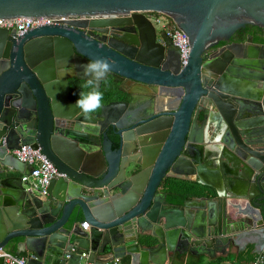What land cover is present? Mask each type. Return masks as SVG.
Returning <instances> with one entry per match:
<instances>
[{"label": "water", "instance_id": "1", "mask_svg": "<svg viewBox=\"0 0 264 264\" xmlns=\"http://www.w3.org/2000/svg\"><path fill=\"white\" fill-rule=\"evenodd\" d=\"M147 11L186 33L185 65ZM41 16L69 18L0 28V247L28 264H166L232 246L264 259V43L236 40L248 25L264 39V0H0V18ZM97 58L112 62L98 88L110 75L126 97L90 119L71 80ZM26 144L62 173L45 197L12 174L32 169L11 153Z\"/></svg>", "mask_w": 264, "mask_h": 264}, {"label": "built area", "instance_id": "2", "mask_svg": "<svg viewBox=\"0 0 264 264\" xmlns=\"http://www.w3.org/2000/svg\"><path fill=\"white\" fill-rule=\"evenodd\" d=\"M69 17H18V18H0V28L14 30L16 33L21 34L26 30L51 24L58 20H65ZM163 17L160 13L153 15V22L161 26L164 31L172 40V43L179 51V59L181 65H185L188 60L190 46L189 38L182 30H180L175 23L168 17L162 20ZM11 153L22 163L30 165L31 171L21 176V181L26 184L25 190L33 192L39 197L47 196L50 181L59 175L58 168L41 152L39 148H33L30 145H21L18 148L11 150ZM81 226L88 228L87 221H82ZM84 255V253H83ZM18 261L27 263V256L22 254H15L5 248L0 247V264H17ZM110 264H115L110 263ZM249 264H264L262 255L254 256Z\"/></svg>", "mask_w": 264, "mask_h": 264}, {"label": "crops", "instance_id": "3", "mask_svg": "<svg viewBox=\"0 0 264 264\" xmlns=\"http://www.w3.org/2000/svg\"><path fill=\"white\" fill-rule=\"evenodd\" d=\"M12 174L17 177H21L23 175V173L19 171H13ZM172 184L176 185V187H171L169 190L178 193V195H181L184 199L191 195L190 191L184 187L185 182L181 180L174 181L166 179L163 182L162 187L168 188ZM6 250L12 252L15 251L16 248L15 246H11L10 248H6ZM212 251L213 252L211 253H204L202 251L198 253H191L189 251L180 250V252L175 254V259H168L166 264H249L251 259L254 257L253 254L238 249L236 246H232L231 249L229 251L227 250L226 252L215 250ZM18 254L28 256L26 251L20 252ZM114 262L115 264H130L128 258H122L120 260L115 259L111 263ZM108 264H110V262Z\"/></svg>", "mask_w": 264, "mask_h": 264}, {"label": "flooded vegetation", "instance_id": "4", "mask_svg": "<svg viewBox=\"0 0 264 264\" xmlns=\"http://www.w3.org/2000/svg\"><path fill=\"white\" fill-rule=\"evenodd\" d=\"M156 13L157 12H152V11H147V12H145L144 14H145V16L153 23V25L155 26V28H156V24L153 22V15H156ZM55 22H57V21H55ZM54 23V22H53ZM34 28V27H33ZM31 29V28H30ZM29 30V29H28ZM28 30H26L25 32H27ZM79 30L80 31H77L76 30V32L77 33H80L81 35H82V37H84V38H88V39H94L95 37L96 38H98V39H101V40H103L104 38H103V36L102 35H104V34H102V33H100V32H97V31H91V30H89V29H87V28H79ZM24 32V33H25ZM164 31H162L161 33H163ZM24 33H21V34H18V33H16L17 35H23ZM96 35V36H95ZM247 35H252L251 33H238V34H236V40H240V39H242V40H245L246 39V36ZM252 38H253V36H252ZM260 38V37H259ZM35 39H36V37L35 38H33V39H31V40H29L27 43H29L30 42V44L31 43H34L35 42ZM262 39V38H261ZM252 41H253V39H252ZM254 42V41H253ZM261 42V41H260ZM44 43H45V45L46 44H49V45H46V47H48V46H52L53 45V42H50V41H44ZM254 43H259V42H254ZM263 43V42H262ZM42 44V43H41ZM33 45V44H32ZM221 45V44H220ZM44 55V54H43ZM112 77L110 76V75H108L107 76V78L105 79V80H102V82H101V86L99 87V90L102 92V94H103V101H102V103L103 104H107V103H109L110 101H113V100H116V99H122V98H125L126 96L125 95H123V96H115L114 94H113V92L115 91V92H117L116 91V88L118 87V84H116V83H113V81H112ZM71 82H72V89H71V93H70V98H71V100H73V101H76L78 98H79V93L81 92V91H87L88 89H85L83 86H84V84H85V82H86V80H76V79H72L71 80ZM79 92H78V91ZM99 112V110L97 111V112H94V113H98ZM90 119H91V117H90V115L88 116ZM64 126H62L61 127V129H62V133L64 132V128H63ZM107 133H108V135H109V137L113 140L112 141V148L114 149L117 145L115 144V141H114V134L112 133V131H111V127H109L108 128V130H107ZM57 135H58V137H65V138H68V140H71V137H67V136H65L64 135V133H63V136L60 134V133H57ZM137 160L140 158L141 160L143 159V157L142 156H140V155H137L136 157H135Z\"/></svg>", "mask_w": 264, "mask_h": 264}, {"label": "clouds", "instance_id": "5", "mask_svg": "<svg viewBox=\"0 0 264 264\" xmlns=\"http://www.w3.org/2000/svg\"><path fill=\"white\" fill-rule=\"evenodd\" d=\"M111 70L112 62L108 58L93 59L83 65L84 76L90 77L86 79L83 86L88 90L79 93L74 107L79 109L86 118L102 109L103 94L97 86V81L105 78ZM17 264H23V261H18Z\"/></svg>", "mask_w": 264, "mask_h": 264}, {"label": "trees", "instance_id": "6", "mask_svg": "<svg viewBox=\"0 0 264 264\" xmlns=\"http://www.w3.org/2000/svg\"><path fill=\"white\" fill-rule=\"evenodd\" d=\"M261 31H262V29L261 28H258V27H256V26H246V27H244V28H242V29H240V30H238L237 32H236V34H238V33H251L252 34V36H253V41L254 42H263L264 43V39H261V38H259V34H261ZM13 253L15 252V251H12ZM15 254H18V253H15Z\"/></svg>", "mask_w": 264, "mask_h": 264}, {"label": "rangeland", "instance_id": "7", "mask_svg": "<svg viewBox=\"0 0 264 264\" xmlns=\"http://www.w3.org/2000/svg\"><path fill=\"white\" fill-rule=\"evenodd\" d=\"M161 14V13H160ZM163 17H167V16H165V15H163V14H161ZM165 18H163L162 20H165ZM161 32H162V28H161V26L160 25H158V24H156V33H157V35H158V37H160V34H161ZM24 186L25 187H27V185L26 184H24Z\"/></svg>", "mask_w": 264, "mask_h": 264}]
</instances>
